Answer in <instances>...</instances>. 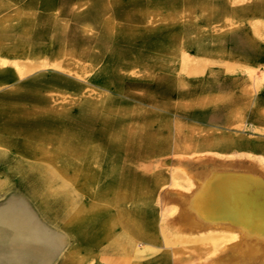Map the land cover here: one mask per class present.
Here are the masks:
<instances>
[{
	"label": "rangeland",
	"instance_id": "1",
	"mask_svg": "<svg viewBox=\"0 0 264 264\" xmlns=\"http://www.w3.org/2000/svg\"><path fill=\"white\" fill-rule=\"evenodd\" d=\"M29 1L17 0V22L27 16L32 36L44 32L37 50L49 52L48 64L39 66L48 72V91L33 106L28 99H17L16 107L0 99L1 117H14L9 113L16 108L28 115V106L47 109L43 120L48 111L57 116L40 125V137L25 138L23 119L28 118L17 113V137L0 139V264H264V244L252 254L245 243L252 255L237 254L238 229L216 226L211 219L184 225L188 199L181 201L206 173L264 183V158L222 154L217 148L167 153L170 140L151 135L164 109L152 103L154 81L163 77L152 73L154 57L173 52L184 70L198 66L195 55L211 44L233 50L249 45V37L256 39L258 52L264 51V0ZM23 30L17 26V42L26 39ZM186 53L190 56L181 60ZM139 62L145 69L136 70ZM127 63L134 68L127 69ZM247 72L256 83L264 81V67ZM196 74L194 69L186 75ZM106 119L134 124L142 133H111ZM135 134L143 137H131ZM111 182L119 185L113 192L128 193L122 206L129 221L154 247L144 237L128 253L114 236L104 244L74 234L80 228L75 210L98 204L99 191L109 190ZM106 208L109 212L92 219L95 231L109 228L103 221L118 210ZM15 220L43 224L52 235L42 245L30 234L26 241L24 231L13 233Z\"/></svg>",
	"mask_w": 264,
	"mask_h": 264
},
{
	"label": "crops",
	"instance_id": "2",
	"mask_svg": "<svg viewBox=\"0 0 264 264\" xmlns=\"http://www.w3.org/2000/svg\"><path fill=\"white\" fill-rule=\"evenodd\" d=\"M29 2L33 3V0ZM26 20H28L27 16L20 23L17 22V0H0V99L12 100L6 106L16 107V100L19 98L28 99L31 101L29 105L33 106V101L38 104V101L43 98L42 92L48 91V72L44 67L39 68V66L48 64L49 52L43 49L37 50L39 45L37 40L43 36L44 32L36 30L34 33L37 36H32L33 26ZM19 25L26 27V30L22 31L26 39L17 42L16 34ZM22 32H20L21 36ZM34 38H36V45H34ZM17 44L21 47L19 53L15 51ZM40 48H43L42 43ZM257 49V42L253 37L252 39L249 37V45H242L233 50H229L225 45L211 44L208 51L195 55L194 58L199 62L198 66L187 68L183 65L187 73L197 70L196 76H187V73L183 72L181 61L177 60L176 54L171 56L173 52H169L168 57L162 54L154 57L152 73L163 77L154 81L155 95L152 103L164 109H160L162 114L156 119L157 121H154L158 123V127L154 129L155 125L152 124L151 135L153 138L170 140L167 153L176 149H183V152L188 153L194 150L203 152L217 148L222 154H248L264 158V81L256 83L247 72L257 70L258 66L264 67V51L258 52ZM186 54L184 58L180 55V59L187 60L190 55ZM121 64L123 66V63ZM126 65L127 69L134 68L128 63ZM135 68L136 70L145 69L140 62ZM27 70L28 73L22 76L21 73ZM123 72L121 70L119 74ZM2 113L4 112L0 111V139L16 138L19 123L16 116L4 118L1 117ZM41 121L46 120L35 117L24 119L23 122L30 126L25 127L27 133L25 138L40 137L36 133L40 132ZM106 124L107 128L110 127L111 133L126 131L142 133L141 130H143L135 128L134 124H125L122 120L106 119ZM197 131L199 134H196ZM114 137L123 138L129 135L115 134ZM131 137L142 138L143 136L135 134ZM119 194L124 196L125 201L128 195L121 192ZM98 200L99 203L96 205L91 204L83 209L75 210L76 223L80 228L78 227L74 234L80 238H87L89 242L94 240L104 244L113 242L112 236H114L123 246H126L129 253L127 237L123 236V232L127 229L113 225L115 221L130 222L129 213L124 208L120 212L117 210L115 214L112 213L106 221H103V224L109 228H100L95 231L93 226L95 220L92 221L96 219L94 215L106 214L109 212L106 206L110 205L99 198ZM87 208H91V211L85 212ZM13 224L11 229L15 235L24 231L25 240H28L30 234L33 243L37 245H42L52 235L49 228L36 222L25 221L17 224L15 220ZM134 232L143 238L144 233L137 227L134 228ZM71 252L74 254L75 249Z\"/></svg>",
	"mask_w": 264,
	"mask_h": 264
},
{
	"label": "bare ground",
	"instance_id": "3",
	"mask_svg": "<svg viewBox=\"0 0 264 264\" xmlns=\"http://www.w3.org/2000/svg\"><path fill=\"white\" fill-rule=\"evenodd\" d=\"M15 51H18L17 47ZM45 110H35L32 109V107L28 106L29 116L26 115L27 111L25 109L18 110L17 108L13 110V112L15 113L13 115L16 116V114L18 113L23 117H35L42 119V117H44L42 116V113H45ZM7 112H9V110H7ZM46 114V119H56L55 115L57 116V112L48 111ZM48 120H46V123L48 122ZM41 122L43 123V121ZM69 125L70 124H68V126ZM104 125L107 126L106 123H104ZM196 183V186L193 187L194 191L190 195H184V198H182L183 200H181L185 202L188 199V201H186L188 203H186L185 206L188 209L187 211L189 212H187V214L183 212L185 214L183 220L184 225L195 227L199 226L201 224V221L211 219L212 221H216L214 222L216 226H219L220 224L224 227L238 229L239 232L237 233L242 237H239L241 238L239 240H242V243L240 244L239 241V245L236 249L237 254L242 255V253H246L247 255H252L254 252L259 251L260 249L257 246L261 247V244H264V183L249 180L245 175L238 176L227 172H225L224 174H221L219 172H213L212 174L206 173L204 175H201ZM109 185H112L110 189L101 190V192L99 191V195L97 197L105 203H109L110 205L118 208L120 212L123 208L121 206L124 202V196L119 194V189L114 190L113 192L114 188L116 189L119 187L118 184H116L115 182H111V184ZM126 194L128 195V193ZM84 211H91V208H87ZM194 214L196 217L194 216ZM198 219H200V221ZM218 221L221 223H219ZM113 225H118L124 229H127L126 232H123V236L127 237L129 250L131 249L133 251V249L138 245L139 239H143L145 237L144 236L143 238H141L142 236L134 232V228L136 226H134L133 222L127 223L124 221H115L113 222ZM237 233L230 232L231 237L233 236V238H236L238 236ZM146 238L148 237H145L144 239ZM146 240H148L147 242L149 243L150 248L154 247L151 246L152 243L150 244V238ZM245 243L251 245V248L249 246L248 247L250 248L249 250H252V254L251 252L249 254L247 253L249 252V250H246L247 247L243 246ZM148 248L149 247L147 246L146 249H144L148 251L150 250ZM143 251H140L138 254Z\"/></svg>",
	"mask_w": 264,
	"mask_h": 264
}]
</instances>
